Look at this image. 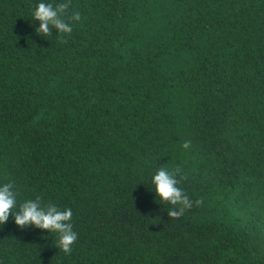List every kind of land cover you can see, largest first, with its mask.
<instances>
[{
    "label": "trees",
    "instance_id": "trees-1",
    "mask_svg": "<svg viewBox=\"0 0 264 264\" xmlns=\"http://www.w3.org/2000/svg\"><path fill=\"white\" fill-rule=\"evenodd\" d=\"M40 2L81 14L67 43L37 34ZM161 167L187 177L179 219ZM9 182L70 208L78 240L10 216L0 264H264V0H0Z\"/></svg>",
    "mask_w": 264,
    "mask_h": 264
},
{
    "label": "clouds",
    "instance_id": "clouds-1",
    "mask_svg": "<svg viewBox=\"0 0 264 264\" xmlns=\"http://www.w3.org/2000/svg\"><path fill=\"white\" fill-rule=\"evenodd\" d=\"M70 3H51L40 2L34 10L33 16L39 21V27L36 28L37 34L48 37L53 34V30L58 31V35L63 40L65 35H71L73 31L70 21H80L79 12L69 13ZM183 148L189 149L191 141H185ZM182 175V170L177 167L174 170L161 167L153 176L152 183L155 187V193L165 204L172 207L167 210L170 219L181 218L187 210L193 208V201L186 192L178 185L186 180ZM18 192L12 182L0 186V226L5 225L10 216H14V222L21 230L36 228L46 230L49 233L59 235L56 247L66 254H71L73 245L78 240V233L73 230V213L70 208L61 210L55 204H44L39 196L35 200H27L17 204ZM203 198L195 201V206H201ZM18 211H13L16 208Z\"/></svg>",
    "mask_w": 264,
    "mask_h": 264
}]
</instances>
